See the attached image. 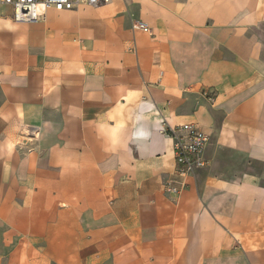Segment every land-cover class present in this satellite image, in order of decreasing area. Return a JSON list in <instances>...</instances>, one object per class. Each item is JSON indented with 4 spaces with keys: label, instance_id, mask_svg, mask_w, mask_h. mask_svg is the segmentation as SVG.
<instances>
[{
    "label": "crops",
    "instance_id": "crops-1",
    "mask_svg": "<svg viewBox=\"0 0 264 264\" xmlns=\"http://www.w3.org/2000/svg\"><path fill=\"white\" fill-rule=\"evenodd\" d=\"M0 264H264V0L0 5Z\"/></svg>",
    "mask_w": 264,
    "mask_h": 264
},
{
    "label": "built area",
    "instance_id": "built-area-1",
    "mask_svg": "<svg viewBox=\"0 0 264 264\" xmlns=\"http://www.w3.org/2000/svg\"><path fill=\"white\" fill-rule=\"evenodd\" d=\"M112 0H0V5L11 7L12 17L16 21L30 22L42 17L46 10L57 11L73 10L82 5L98 7ZM133 27L147 33H151L150 26L142 21L136 20ZM166 134L173 139L174 153L176 159V170L185 175L190 172L204 168L208 161L204 151L210 141V135L206 133L196 122H186L165 130ZM168 193L177 194L180 188L172 182L165 183Z\"/></svg>",
    "mask_w": 264,
    "mask_h": 264
}]
</instances>
